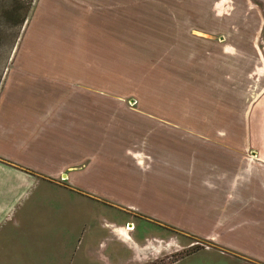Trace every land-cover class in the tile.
I'll use <instances>...</instances> for the list:
<instances>
[{"label":"crops","instance_id":"crops-1","mask_svg":"<svg viewBox=\"0 0 264 264\" xmlns=\"http://www.w3.org/2000/svg\"><path fill=\"white\" fill-rule=\"evenodd\" d=\"M134 1L65 4L75 12L71 19H87L97 4L115 9L108 47L117 54L124 39L115 49L113 27L121 29V18L139 21ZM258 1H177L195 9L190 13L197 22L192 17L187 30L182 25L172 33L170 24L188 21L171 19L161 0L153 19L159 30L137 34L162 41L149 43L160 56L184 52L182 44L169 48L171 39L207 42L203 52L211 62L201 69L207 87L197 98L186 96L191 101L105 91L119 85L118 65L89 63L86 49H17L35 62L11 63L0 94L10 79L28 75L49 85L50 95L32 90L9 108L11 116L0 114V264H141L137 249L158 239L152 238L154 223L164 237L171 228L208 242L188 256L215 252L234 264H264V85H252L257 96L249 111L245 101L249 73L263 83L264 66L250 69L243 58L256 54L247 41L258 37L264 15L257 11L239 21L252 30L233 31L235 20L218 11L224 6L242 13ZM78 25L72 26L75 47L80 36L87 39V25ZM194 27L222 41L189 31ZM235 99L240 115H233ZM185 102L195 107L187 110ZM133 215L143 217V225ZM126 226H133L130 238L119 230Z\"/></svg>","mask_w":264,"mask_h":264},{"label":"rangeland","instance_id":"rangeland-1","mask_svg":"<svg viewBox=\"0 0 264 264\" xmlns=\"http://www.w3.org/2000/svg\"><path fill=\"white\" fill-rule=\"evenodd\" d=\"M68 1L70 0H0V90L9 65L11 63L20 62L21 59L25 57L22 54H18L16 52L17 49L25 47L33 48L36 46L37 48L40 47L45 49H51L52 47L58 49L72 47L73 50H79V48H81V50L86 49L89 53V63L98 62L99 64H108L109 66L112 65V63L117 64L119 85H116L114 89L113 87L112 89L111 87L104 88L105 91L112 90L114 94L119 92L121 95L129 97L136 95L148 96L151 94L167 95L172 99L181 98L182 101H191L190 98H186V96L197 98L198 90L201 87H207V81L203 78V74H206V72L201 70L207 63L211 62L209 57L203 52V47L207 45L206 41L196 39H171L168 41L170 42L169 44H171H168L169 48L176 46V44L178 46L182 44L184 46V52L179 51L176 54V51L169 50V52L167 51L168 55L160 56L157 53L158 50H154L155 48L153 46L151 47L149 43L153 45L162 41L159 39H153L151 41L139 38L136 39L145 32L150 33L151 31L159 30L158 21H154L153 19L155 16L158 17L160 15L159 5L161 0L134 1L137 7L133 15L135 16L139 13V21L136 23H131L130 21L123 23L121 18V29L119 28V30H117L116 27H113V30L115 28V49H118V40L120 38L124 39L123 46H120L119 50L116 51L117 54H113L111 49H109L110 47H108V41H110V37L113 33L111 32L110 22L113 18L112 16L115 14V9L111 7L103 9L97 4L96 8H92L93 10L95 9V12H93V14H91L93 16H91L87 14L88 8L81 9L77 6L76 10H82L84 13L83 17L88 15L87 19H81L79 16L71 19V16L74 15L75 12L65 4V2ZM166 1L168 4L167 15L171 17V19L177 16L181 21H188L178 24L173 22L169 26V28L172 29L168 31L172 33H175V29L181 31V29H183V27H181L182 25H185L184 30H187L186 27L191 24L190 20H192V17L196 18L195 15H191L190 13V11L195 9L182 8L180 4L176 3L177 1L180 2V0ZM258 3L260 6L248 8L247 11L242 13L239 8L229 7L226 10L224 6L219 7L218 11L220 13L223 12L225 16H230L235 20L232 24L233 31H237L239 28L242 30H252L247 29V27H249L248 23L244 22L240 24L239 21L249 19L248 17L255 14L257 11L259 13L262 12V15H264V0H259ZM218 11L216 10V12ZM24 18L26 19L22 22ZM80 21L87 25L88 31H85L87 39H85V37L80 38V36L77 39L78 45L75 47L74 40L71 39L74 37L73 35H75L73 34V27L77 26ZM194 21L197 22V18ZM197 30L200 32L197 33ZM79 31L80 26L78 25L74 32L77 33L76 35H79ZM189 31L195 32L197 35L200 34L201 37H214L217 41H222L219 39L220 34L219 36L218 34L209 36L207 35L208 33L204 35L202 33L203 31L196 27H194V29H189ZM94 32L99 33L100 36H96L97 34H93ZM154 33L155 32H152V34ZM122 42L123 41H121V43ZM247 43L255 48L256 53L253 57H243L244 59H248L249 68L252 69L256 65L264 66V27L258 32V37L256 39L248 40ZM149 47L151 49H149ZM98 48H102L100 49L101 51ZM97 50L98 53L96 52ZM93 51L94 55L92 56L91 53ZM95 52L97 54H95ZM25 62L34 63L35 60L28 61V58L25 57ZM255 73H249L247 84V91L249 92L248 97L245 98L248 111L257 96L255 90L253 92L251 91L252 85L257 81L256 89L258 90L264 85V81H262L263 83L260 82L259 74L254 77ZM108 85L110 86L111 83ZM48 86L49 85L44 84V82H41L40 79H36L32 82L28 75L26 79L23 77H20L18 80L10 79L3 89V92L1 91L0 94V114L3 113L11 116L13 111L9 110V108L11 106H17L19 99L23 100L28 93L31 95L32 90H34L33 94L36 96H49L50 94H46L49 90ZM203 92L206 93V91ZM232 103L233 115L234 113L238 114V112L240 115L241 112L239 111V107L242 106V104L239 103L238 99L233 100ZM198 105L200 106V110H206V105ZM192 106L195 107L192 102L184 103V107L187 108V110H191ZM105 213L109 214L107 211ZM111 213L116 215L115 210ZM133 216L140 225H143V217L138 215ZM154 224H152L153 227H151L153 230L152 238L154 239L157 237L158 239H154L153 244H149L148 241L149 245H143L141 249H137V259L141 264H168L182 258L184 259L176 264H234L233 262L230 263L225 258H218L215 252H199L188 256L203 248L208 242L171 228H166L167 231L162 232L166 234V237H164L160 233L162 230L155 227ZM126 227L131 230L133 229V226ZM161 235L164 238L160 237ZM252 264L259 263L252 262Z\"/></svg>","mask_w":264,"mask_h":264},{"label":"bare ground","instance_id":"bare-ground-1","mask_svg":"<svg viewBox=\"0 0 264 264\" xmlns=\"http://www.w3.org/2000/svg\"><path fill=\"white\" fill-rule=\"evenodd\" d=\"M128 229L127 227H120L119 230L124 234L123 236L129 237L128 234ZM130 238V237H129ZM132 239V238H131Z\"/></svg>","mask_w":264,"mask_h":264},{"label":"trees","instance_id":"trees-1","mask_svg":"<svg viewBox=\"0 0 264 264\" xmlns=\"http://www.w3.org/2000/svg\"><path fill=\"white\" fill-rule=\"evenodd\" d=\"M25 19H26V18L22 19V22H24V21H25Z\"/></svg>","mask_w":264,"mask_h":264}]
</instances>
